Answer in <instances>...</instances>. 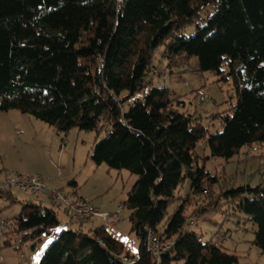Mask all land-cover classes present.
Wrapping results in <instances>:
<instances>
[{"label": "trees", "instance_id": "16d2710c", "mask_svg": "<svg viewBox=\"0 0 264 264\" xmlns=\"http://www.w3.org/2000/svg\"><path fill=\"white\" fill-rule=\"evenodd\" d=\"M212 5L215 13L199 25ZM193 25L196 33L186 38ZM159 47L167 69L152 74L163 83L165 71L173 74L193 57L199 72L232 80L236 103L205 118L218 120L221 131L208 134L204 118L183 110L169 88L143 92ZM136 93L142 98L128 104ZM10 110L59 134L73 128L102 134L91 159L136 177L115 213L104 212L115 214L116 224L128 212L135 257L101 223L84 231L94 219L67 217L40 264H122L123 257L137 264H239L237 255L190 230L206 211L250 224L252 244L264 257V183L236 187L233 178L206 172L196 153L201 144L210 152L203 161L230 162L250 147L264 163V0H0V111ZM186 180L189 188L178 197ZM3 193L10 205L20 204L3 222L7 245L39 240L59 227L60 207ZM149 233L169 248L147 252Z\"/></svg>", "mask_w": 264, "mask_h": 264}, {"label": "rangeland", "instance_id": "374dc122", "mask_svg": "<svg viewBox=\"0 0 264 264\" xmlns=\"http://www.w3.org/2000/svg\"><path fill=\"white\" fill-rule=\"evenodd\" d=\"M215 11V5L204 10L200 14L198 24L202 25L204 19L212 16ZM195 33L196 25H193L188 27L183 35L189 38ZM163 49L159 47L154 52L151 71L144 77L143 92L152 88L167 87L180 97L183 110L204 118L203 125L208 134L221 131V123L218 120L205 118L214 113H222L236 103L232 80L228 78L225 82L215 73L199 72L198 59L193 57L190 64L179 71L173 74L165 71L162 75L166 82L163 83L162 76L152 74L153 69H167L162 58ZM198 90L204 93V101L196 95ZM140 98L142 94L136 93L127 103L131 104ZM0 116V185L6 182L9 174L39 177L48 190L74 193L75 199L85 200L99 211L115 213L135 183L136 177L130 172L117 171L105 163L96 164L91 159L94 145L103 137L102 134L80 131L77 128L69 130L66 134H57L43 121L19 110L0 111ZM9 116L12 121L3 119ZM61 138L66 140L67 151L61 149ZM196 153L206 172L214 176L225 175L233 178L236 187H256L264 183V163L250 147L242 148L230 162L224 158H209L203 161L204 157H210V152L201 144L196 148ZM71 182L76 183L75 189L70 185ZM188 188L189 181L186 180L176 195L183 197ZM5 192H11L18 202L39 201L44 206H53L48 200H40L8 185L5 186ZM3 194L0 196V219L5 221L19 213L20 204L10 205ZM176 205L169 208V213ZM59 209L60 224H68L63 209ZM127 217L128 212L123 209L121 220L107 230L111 236L124 243L127 251L135 255L138 243L133 234H129L130 224ZM92 221L83 227L84 231L100 224L98 220ZM193 221L190 230L202 234L203 241L210 240L222 250L237 255L239 264H264V257L252 244L253 230L250 224H243L240 220V225L237 226L232 220L225 221V215L222 213L213 211H206ZM69 227L75 228L76 225ZM60 231L58 227L39 240H27L22 243H19V240L17 243L11 240L14 245L9 246L5 243L7 238H2L0 229V264H40L46 250L56 240Z\"/></svg>", "mask_w": 264, "mask_h": 264}, {"label": "built area", "instance_id": "2783aa9c", "mask_svg": "<svg viewBox=\"0 0 264 264\" xmlns=\"http://www.w3.org/2000/svg\"><path fill=\"white\" fill-rule=\"evenodd\" d=\"M197 95L203 98V92L197 91ZM61 147L64 150L66 148V142L63 140ZM14 187L19 191L29 193L32 196L40 200H48L53 206L60 207L64 210L66 216L72 220H87L94 219L99 220L100 223L105 227L109 228L116 224L118 221L117 216L114 214L110 216L107 213L100 212L91 206L87 201L75 199L73 193L68 194L64 191L58 190H48L44 184L43 180L39 177H28L11 174L8 175L6 182L0 185V196L5 192V186ZM0 229L2 232L9 228L8 223L0 224ZM59 228H67L66 224H60ZM147 252L152 255H157L160 251H165L169 248L168 244L161 243L157 236L153 233L148 235ZM122 264H137L136 258L123 257L121 260Z\"/></svg>", "mask_w": 264, "mask_h": 264}, {"label": "crops", "instance_id": "0c3cea01", "mask_svg": "<svg viewBox=\"0 0 264 264\" xmlns=\"http://www.w3.org/2000/svg\"><path fill=\"white\" fill-rule=\"evenodd\" d=\"M1 117V116H0ZM19 117H22V119H26V120H28V121H31V120H29V119H27V118H24L23 116H19ZM3 118V117H2ZM3 119H9V120H6V121H12V118H11V116H9L8 118H6V117H4ZM57 134H59V133H57ZM62 139V138H61ZM65 141L66 142V140L65 139H62V141ZM62 141H61V143H62ZM61 149H62V147H61ZM63 150V149H62ZM64 151H67V143H66V148L64 149ZM50 184L52 183L53 184V182H49ZM48 185V184H47ZM49 187H51V185H48ZM52 187H56V186H52ZM58 188V187H57ZM60 189H62V188H60ZM105 212H107V211H105ZM6 221V220H5ZM5 221H3V220H1L0 219V224H2L3 222H5ZM65 223V222H64ZM95 226V225H94ZM91 228V227H90ZM136 256V253H135V255H134V257Z\"/></svg>", "mask_w": 264, "mask_h": 264}]
</instances>
